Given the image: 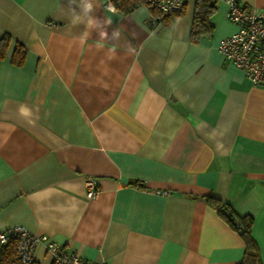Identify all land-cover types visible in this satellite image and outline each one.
<instances>
[{"label": "crops", "instance_id": "obj_1", "mask_svg": "<svg viewBox=\"0 0 264 264\" xmlns=\"http://www.w3.org/2000/svg\"><path fill=\"white\" fill-rule=\"evenodd\" d=\"M211 2L212 33L191 42L195 0L156 28L141 2L0 0V37L27 48L20 67L0 59V230L90 264H242L212 196L252 217L264 264V82L218 53L237 27ZM34 262L51 264L43 247Z\"/></svg>", "mask_w": 264, "mask_h": 264}, {"label": "built area", "instance_id": "obj_2", "mask_svg": "<svg viewBox=\"0 0 264 264\" xmlns=\"http://www.w3.org/2000/svg\"><path fill=\"white\" fill-rule=\"evenodd\" d=\"M225 2V18L236 25L237 30L217 43L218 53L228 62L243 71L253 83L264 82V9H247L236 0H218ZM147 7L156 10L151 15L150 25L156 28L161 24V16L177 15L184 10V0H140ZM85 197L94 199L98 194L91 179L84 182ZM13 236L17 237L16 255L20 264H30L39 247L50 255L51 264H90L77 254H71L64 247L45 235H33L22 227L0 230V247ZM98 264V263H95Z\"/></svg>", "mask_w": 264, "mask_h": 264}, {"label": "trees", "instance_id": "obj_3", "mask_svg": "<svg viewBox=\"0 0 264 264\" xmlns=\"http://www.w3.org/2000/svg\"><path fill=\"white\" fill-rule=\"evenodd\" d=\"M113 4L123 12L132 10L140 0H112ZM132 2V3H131ZM130 4V5H129ZM152 14L159 13L150 8ZM215 5L211 0H195L193 20L189 39L191 42H197L200 38H207L211 35L213 26L210 24V16L214 13ZM183 12L177 14L182 15ZM170 15L161 16L164 21ZM27 48L18 41L12 42L8 34L0 37V59L8 57L9 63L15 66H22L25 62ZM207 203L213 207L217 214L239 235L243 238L245 244V253L242 264H253L257 257V246L250 235L251 216H240L224 202L208 196ZM17 237L13 236L4 245L0 247V264H20L16 255ZM30 264H36L34 261Z\"/></svg>", "mask_w": 264, "mask_h": 264}, {"label": "clouds", "instance_id": "obj_4", "mask_svg": "<svg viewBox=\"0 0 264 264\" xmlns=\"http://www.w3.org/2000/svg\"><path fill=\"white\" fill-rule=\"evenodd\" d=\"M85 12H91L92 11V5L91 4H87L86 6H85ZM89 23H91V21H89ZM104 35H105V33L103 32V31H101L100 32V36H101V38H103L104 37Z\"/></svg>", "mask_w": 264, "mask_h": 264}]
</instances>
